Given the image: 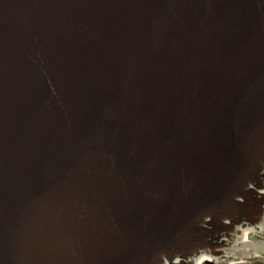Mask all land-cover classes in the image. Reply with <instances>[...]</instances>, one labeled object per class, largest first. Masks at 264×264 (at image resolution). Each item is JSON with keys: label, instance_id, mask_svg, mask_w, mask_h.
I'll return each instance as SVG.
<instances>
[{"label": "water", "instance_id": "95a60500", "mask_svg": "<svg viewBox=\"0 0 264 264\" xmlns=\"http://www.w3.org/2000/svg\"><path fill=\"white\" fill-rule=\"evenodd\" d=\"M258 158L264 0H0V264L186 253Z\"/></svg>", "mask_w": 264, "mask_h": 264}, {"label": "clouds", "instance_id": "9594fccd", "mask_svg": "<svg viewBox=\"0 0 264 264\" xmlns=\"http://www.w3.org/2000/svg\"><path fill=\"white\" fill-rule=\"evenodd\" d=\"M259 170L264 184V158L252 161L240 177V186L252 189L255 182L248 173ZM264 187H255L258 194H264ZM241 195H234L235 202H243ZM216 218L215 231L197 242L186 253L183 250L159 251L153 254L151 264H264V205L253 218L237 211L219 214L212 207L196 214L193 222L199 227L212 230L210 221Z\"/></svg>", "mask_w": 264, "mask_h": 264}]
</instances>
